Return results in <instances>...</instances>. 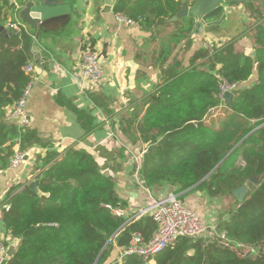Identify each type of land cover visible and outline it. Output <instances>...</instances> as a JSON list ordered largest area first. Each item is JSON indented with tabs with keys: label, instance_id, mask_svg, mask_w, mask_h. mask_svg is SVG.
<instances>
[{
	"label": "trees",
	"instance_id": "16d2710c",
	"mask_svg": "<svg viewBox=\"0 0 264 264\" xmlns=\"http://www.w3.org/2000/svg\"><path fill=\"white\" fill-rule=\"evenodd\" d=\"M2 8H11L0 0ZM25 5L31 0H17ZM264 2L246 5L248 29L213 53L201 49L184 66L191 44L190 17L173 21L181 9L175 0H118L115 13L142 18L141 27L162 39L154 64L165 77L143 116L132 124L122 118L123 131L134 132L145 145L142 180L147 188L169 186L179 195L195 189L222 203L235 199L212 236L182 238L157 255L154 264H264ZM0 33V168H7L17 139L26 150L40 138L36 131H20L5 121L6 111L22 95L31 77L33 37ZM253 55L238 45L249 34ZM187 41L185 49L171 54ZM198 61H201L199 64ZM222 81L238 84L230 104L220 98ZM224 107L225 115L212 122L206 117ZM130 118V117H129ZM129 121V122H128ZM44 167L35 179L39 193L29 186L7 201L3 210L6 233L17 241L5 264H145L138 255L119 261L130 247L133 233L146 241L157 227L150 216L130 226L122 211L123 199L114 178L104 174L89 153L76 148L64 153H47ZM252 179H256L254 184ZM249 185L240 203L234 192ZM158 188V189H159ZM3 207V206H2ZM255 247L256 253H247ZM117 250H119L117 252Z\"/></svg>",
	"mask_w": 264,
	"mask_h": 264
},
{
	"label": "crops",
	"instance_id": "0c3cea01",
	"mask_svg": "<svg viewBox=\"0 0 264 264\" xmlns=\"http://www.w3.org/2000/svg\"><path fill=\"white\" fill-rule=\"evenodd\" d=\"M71 1L73 13L68 26L42 32L35 40L18 17V11L24 5L18 2V6L2 8L0 1V26L7 29L11 23L19 24L33 37L30 64L34 68L35 82L28 110L32 119L30 130L36 131L40 138V143L30 147L35 148V152L23 165L16 169L0 168V240H5L9 248L15 249L17 241L7 235L2 220L5 205L10 204L7 195L35 183L47 153L62 154L66 149L76 148L92 155L99 169L115 179L117 192L123 199L122 212L130 226L138 220L137 214L153 200L174 193L166 185L161 189L158 185L154 190L145 186L141 158L148 147L145 148L130 129L126 132L121 128L122 118L128 117L133 124L140 115L143 116L151 105V95L163 83V68L154 64L161 52L162 39L152 37L141 26L119 25L114 12L118 0L111 12H104L105 0ZM175 1L181 6L187 3L192 8L196 0ZM225 13L226 19L221 24L205 27L201 35L196 34L195 20L190 17L193 34L185 52L184 66L190 64L191 58L204 49L205 44L221 47L253 23L248 18L246 5H228ZM238 43L246 54L253 55L255 46L250 33ZM186 46L187 41L171 54V59ZM87 49L101 57L105 80L100 86L83 79L80 64ZM221 108L211 111L205 121L218 119ZM180 199L198 213L207 226L218 221V208L213 206H217L216 200L195 189L181 193Z\"/></svg>",
	"mask_w": 264,
	"mask_h": 264
},
{
	"label": "built area",
	"instance_id": "2783aa9c",
	"mask_svg": "<svg viewBox=\"0 0 264 264\" xmlns=\"http://www.w3.org/2000/svg\"><path fill=\"white\" fill-rule=\"evenodd\" d=\"M18 6L17 0H7ZM115 17L119 25L123 27H138L143 19H132L123 13H116ZM7 30L12 33H20L22 26L19 24H9ZM204 48L213 53L214 46L205 44ZM80 70L83 79L94 86H100L105 80V70L99 54L91 49H87L83 53ZM26 73L31 77V81L26 85L20 98L9 107L6 111L5 121L15 125L20 131H26L32 127V119L28 110V103L31 97L35 72L32 65L26 68ZM239 88L238 84H228L222 81L220 98L225 100L227 92L234 93ZM21 139H17L14 154L12 155L8 167L11 169L19 168L24 164L27 157L35 152V148H27L21 150ZM2 171L0 170V174ZM11 204L5 205L4 210L10 211ZM116 214L124 215L122 211L117 210ZM150 216L155 223L157 229L149 241L143 237L141 233H133L130 247L121 252L119 261L127 256L138 255L145 264H150L153 257L163 253L166 249L173 246L182 238H200L203 236H212L216 232V228L207 226L204 219L195 211H193L186 203H184L179 195L169 194L165 198L153 200L151 205L144 208L137 214V218ZM9 245L5 240H0V264H5L9 259ZM247 253L255 254L256 248L250 247Z\"/></svg>",
	"mask_w": 264,
	"mask_h": 264
},
{
	"label": "water",
	"instance_id": "95a60500",
	"mask_svg": "<svg viewBox=\"0 0 264 264\" xmlns=\"http://www.w3.org/2000/svg\"><path fill=\"white\" fill-rule=\"evenodd\" d=\"M115 1L105 0L104 12H111ZM250 2L251 0H196L192 8L187 3H183L182 8L172 20L186 17L193 18L196 24V34L201 35L205 27L219 25L226 19L225 12L228 5H248ZM72 13L71 0H31L18 11V17L21 25L33 34L35 40L42 32L68 26ZM0 33L8 35L7 29L3 26H0ZM253 57H256V52L253 53ZM233 96L232 92L226 93L225 100L227 104L231 103ZM252 182L257 183L256 179H252ZM29 187L34 192L39 193L37 183H32ZM245 192L246 185L234 192L240 203L244 202ZM14 251L15 249L11 247L9 255L12 256Z\"/></svg>",
	"mask_w": 264,
	"mask_h": 264
},
{
	"label": "rangeland",
	"instance_id": "374dc122",
	"mask_svg": "<svg viewBox=\"0 0 264 264\" xmlns=\"http://www.w3.org/2000/svg\"><path fill=\"white\" fill-rule=\"evenodd\" d=\"M238 45H239V47L245 52V50H244V48L242 47V46H240V43H238ZM217 115L218 116H221L222 115V117L225 115V109H224V107L223 108H221V111H218V113H217ZM216 119V118H215ZM134 157L132 156L131 157V159H133ZM139 158H141V156H139ZM142 158H143V156H142ZM142 158H141V160H142ZM141 160L139 161V162H141ZM137 160L136 159H134V162H136ZM102 172H104V171H102ZM249 186V185H248ZM247 185H246V192H245V194H244V199H245V197L249 194V192H250V188L248 187ZM237 199V198H236ZM238 200V199H237ZM217 202H218V204H217V206L215 205V204H213V206L214 207H217L218 208V210H217V212H218V214H217V219H218V221H216L215 223H213L212 225V227H214V228H217V225H218V223L220 222V221H224V220H226L227 218H228V213L230 212H226V211H228L230 208L229 207H232V206H234V205H236V200L235 199H233V198H231V199H228L227 198V200L226 201H224L223 203L221 202V201H219V200H216ZM239 201V200H238ZM213 203H215V202H213ZM257 250V249H256ZM119 250H117V252H118ZM120 253V255H121V252H119ZM154 258L155 257H153V261H154ZM153 261L150 263V264H154L153 263Z\"/></svg>",
	"mask_w": 264,
	"mask_h": 264
}]
</instances>
